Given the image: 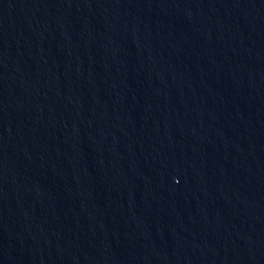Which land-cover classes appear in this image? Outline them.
<instances>
[{
    "label": "water",
    "instance_id": "1",
    "mask_svg": "<svg viewBox=\"0 0 264 264\" xmlns=\"http://www.w3.org/2000/svg\"><path fill=\"white\" fill-rule=\"evenodd\" d=\"M0 264H264V0H0Z\"/></svg>",
    "mask_w": 264,
    "mask_h": 264
}]
</instances>
